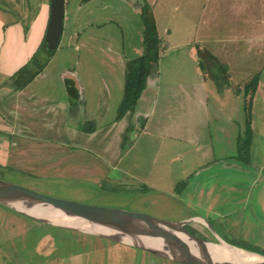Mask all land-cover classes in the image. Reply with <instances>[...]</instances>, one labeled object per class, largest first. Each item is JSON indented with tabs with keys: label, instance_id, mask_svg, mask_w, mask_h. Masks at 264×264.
Here are the masks:
<instances>
[{
	"label": "crops",
	"instance_id": "0c3cea01",
	"mask_svg": "<svg viewBox=\"0 0 264 264\" xmlns=\"http://www.w3.org/2000/svg\"><path fill=\"white\" fill-rule=\"evenodd\" d=\"M128 1L141 14V18L144 6L148 5L156 26V16H160L165 25L166 19L172 24L177 17L185 16V21L179 30L181 38L175 43H164L161 40L159 61L149 74L135 112L121 121L106 125L101 124L102 115L96 109L84 106V115L82 114V106H77L80 103V83L73 76L65 78L69 98H65V102H56L47 93H29L27 87L22 91L14 90L13 76L32 62L45 39L51 0H0V166L12 168L11 165H15V170L25 174H33V169H38L39 173H47L50 171L48 162L42 165L41 160L49 156H63L66 153L69 156L64 162H67L77 156H87V153L90 156L98 155L95 148H102V160L98 156L93 157L100 161L101 168H96L95 163L88 165L87 162L79 166L64 167L65 171L72 174L81 172L91 179L100 178L108 173L104 169L105 165L117 168L141 141L143 154H152V158L159 163V159L169 158L171 166H168L167 171L187 181L186 189L180 195L176 194L179 200L197 205L200 196L207 193L210 195L209 190H230L228 194L234 195L232 202L226 198L220 205L237 203L234 208L243 204L246 206L250 194L262 185L261 181L264 182V156L262 157L258 147L261 146L259 143L264 145V64L257 59L262 57V49L264 50V0ZM170 32L171 30H166V34ZM189 36L194 38L191 40ZM183 48H187L188 52L178 55L179 52L175 56L186 57L183 60L190 67V83L194 90L187 91L182 85H178L175 91H169L159 81L163 62L167 61L169 66H174L172 59H169L171 55H165V52L169 49L183 51ZM138 53L142 56V49ZM205 53L213 58L206 60ZM203 64L205 69L201 66ZM250 66L260 67L262 70L259 74L252 71L247 73L243 68L249 69ZM220 74L223 75L222 80L217 77ZM256 78L259 83L251 97L246 88ZM68 81L74 82L78 88V96L73 102L69 97ZM221 81L224 82L223 85ZM234 82L237 87L233 86ZM24 99L29 113L34 111L38 115L34 117L31 112L29 123L25 114L21 116L22 113L18 112L20 100ZM250 100L251 107L248 110ZM68 111L72 112V116H68ZM81 117L84 119L83 124L79 123ZM248 118L253 141L251 162L246 165L236 154L238 143L245 135ZM131 123L138 124L141 131L126 151L124 144L127 142L128 129L132 127ZM45 124L46 128L53 125L54 131L67 133L72 141H77V144L69 145L73 151L64 149L68 146L67 143L64 144L65 140L57 141L49 133L36 136L34 129H40ZM89 124L93 128L91 132L88 131ZM86 144L97 146L89 148ZM232 148L235 153L231 155ZM193 158L195 159L192 160ZM174 163H177V167L173 166ZM50 165V169H54V164ZM216 166L222 168L221 173L213 171ZM236 172L248 181L229 184V188L225 189L216 185L205 186L206 182L214 180L216 176ZM200 176L204 179L202 184L190 187L193 178ZM131 177L142 180L138 175ZM142 185L146 186L144 181ZM152 186L148 188L169 197L175 191H161L163 188ZM204 209L211 216L225 218L232 214H219L211 204Z\"/></svg>",
	"mask_w": 264,
	"mask_h": 264
},
{
	"label": "rangeland",
	"instance_id": "374dc122",
	"mask_svg": "<svg viewBox=\"0 0 264 264\" xmlns=\"http://www.w3.org/2000/svg\"><path fill=\"white\" fill-rule=\"evenodd\" d=\"M67 18L69 20L65 21ZM156 18L158 32L164 43H175L178 38H181L179 30L182 29L181 24L185 21V16L177 17L172 24L169 19H166V25L160 16H156ZM65 19L64 31L58 47L53 50L44 49L36 57L38 61H32L28 65V71L34 74L39 71L41 66H46L43 72L27 86L29 93L41 95L47 93L53 96L56 102H65V98H68L65 78L73 76L80 83V103H77V106L79 107L80 104L82 109L86 106L88 109L99 111L102 115L101 124L110 125L117 122L118 111L124 98L126 64L128 61L140 57L138 51L142 49L143 53L144 49L141 14L128 0H66ZM167 29L171 30L170 34H166ZM189 37L191 40L194 38V36ZM182 50L169 49L165 52V55H171L169 59H172L174 66L171 67L167 61H164L159 81L169 91H175L178 85H182L187 91L194 90L190 83V67L186 66L187 63L183 60L186 57L175 56L179 52L178 55L188 52L187 48ZM262 52V57L257 59H260V63L263 65V49ZM243 69L247 73L252 71L256 74L262 70L260 67L253 66ZM42 74L43 76H41ZM217 77L219 80L223 79L221 74ZM220 83L224 84L223 81ZM233 86L237 87V84L234 82ZM26 103L25 99L20 100L21 109L19 108L18 112L22 113L21 116L25 114V119L29 123L31 112L34 117L38 115L34 111L29 113ZM26 109L28 111L24 112ZM68 112V116H72V112ZM82 114L84 115V109ZM82 117L80 124L84 122ZM130 125L132 127L128 126L127 142L124 144L126 151L136 141L139 137L138 133L141 131L137 127L138 124L131 123ZM34 126L38 125L34 124ZM61 126H63L62 121ZM46 127L47 124L40 129H34L35 135L41 137L45 135L44 133H49L52 137L57 138V141L58 139L65 140L64 144L67 143L68 146L64 149L73 151L72 146L69 145L77 144V141H72L67 133L54 131L53 125ZM232 132L234 133V131ZM263 134L264 132H262ZM141 144L139 141L136 148L127 158L124 157L117 168H113V165L108 167L105 165L104 169L108 171L105 177L102 175L100 178L91 179L81 172L72 174L64 170V167L68 165L79 166L85 162L88 165L95 163L96 168H101L100 161L93 157L98 156V159L102 160L104 151L102 148H95L97 145L86 144L89 148H95L98 155L90 156L87 153V156H77L67 162H64L69 156L66 153L63 156H49L41 160L42 165L44 162H48L47 165L51 172L47 171V173H39L38 169L35 171L33 169L31 171L33 174H25L15 170V165H11L12 168L0 166V180L54 198L145 214L166 221L177 222L199 217L208 222L209 226L203 222L188 224L191 231H194L199 237L215 242L217 241L213 232L215 231L220 239L228 243H237L246 250L257 251L264 255L263 181H261L262 185L250 194L246 206L243 204L234 208L237 203L221 206V202L226 198L229 201L233 199L234 195L228 194L230 190H209L210 195L207 193L200 196L199 204L190 205L188 202L179 200L175 191L174 193L172 191V195L170 194L171 197H169L157 193L155 189L148 188V186L156 185L163 188L161 191L177 190L179 184L184 180L180 179L181 176L173 175L167 171L168 166H171L168 162L169 158H161L159 159L160 163L156 162L152 158V154L141 152ZM259 144L261 146L258 147L263 157L264 145ZM233 152L235 153L234 148L231 149V155ZM192 162L195 163L196 160ZM50 164H54V169H50ZM174 165L177 167V163ZM246 165L248 164L246 163ZM221 169L220 166H216L213 171L221 173ZM54 170H58V172ZM133 175L140 176L142 180L132 179ZM203 180L202 176L194 177L190 187L202 184ZM142 181L147 187L142 185ZM242 181H248L242 174L238 172L226 173L222 177L216 176L214 180L206 182L205 186L216 185V187L221 186L225 189V187L229 188V184H238ZM158 191H160L159 188ZM208 204L214 206V211L219 214L226 215L230 214L229 212L232 214L225 218L218 215L211 216V213L204 209ZM236 209L239 210L236 211ZM0 264L176 263L125 244L89 234L40 225L0 205Z\"/></svg>",
	"mask_w": 264,
	"mask_h": 264
},
{
	"label": "water",
	"instance_id": "95a60500",
	"mask_svg": "<svg viewBox=\"0 0 264 264\" xmlns=\"http://www.w3.org/2000/svg\"><path fill=\"white\" fill-rule=\"evenodd\" d=\"M65 6L66 0H51L45 34L49 49H56L63 35ZM68 84L78 93L74 82L68 81ZM0 205L35 222L125 244L176 264H264V255L234 246L220 239L215 231L217 241L212 242L187 228L192 222L209 226L201 218L166 221L145 214L54 198L1 180ZM64 218L86 224L66 223ZM142 240L155 242L161 247L146 246ZM235 253L253 260H236L228 256Z\"/></svg>",
	"mask_w": 264,
	"mask_h": 264
},
{
	"label": "trees",
	"instance_id": "16d2710c",
	"mask_svg": "<svg viewBox=\"0 0 264 264\" xmlns=\"http://www.w3.org/2000/svg\"><path fill=\"white\" fill-rule=\"evenodd\" d=\"M142 21L144 25V31H143L144 51L142 56L138 57L135 60H130L126 64L125 73H124L125 76L124 98L118 111V117H117L118 121L123 120L126 116L133 114L135 112L138 101L140 100L143 91L146 88L149 74L153 69V67L157 65L159 61L160 51L162 49V41L158 34L156 22L153 17V13L151 12V9L148 5L144 6L142 12ZM44 49L46 50L48 49L45 39L43 40L40 49L32 59L33 62L38 61L36 57H38L41 51H43ZM204 57L206 60L213 58L210 54L207 56L206 53L204 54ZM201 66L203 69L206 68L204 64ZM45 67H46L45 65L41 66L39 71L36 72L35 74L28 71L29 70L28 65L20 69L12 78L14 90L22 91L26 89V87L34 80V78L43 72ZM258 83H259V79L256 78L252 81L250 85L247 86L246 91H248L247 93L248 95L250 94L251 97L256 92ZM68 92L72 100L77 98L78 93L70 85H68ZM250 107H251V100L249 101L248 104V110ZM90 125L91 124L88 125V128H90ZM92 130H93L92 127L88 129L89 132H91ZM252 141H253V133L251 130V122L250 119L248 118L245 135L243 138L240 139L237 146L238 158L242 162H245L247 164L251 162ZM186 186H187V182L184 181L180 183L177 190H175V193L177 195H180L184 191ZM36 223L40 225L52 227L43 223H39V222ZM52 228H56V227H52ZM187 228L191 231L189 226ZM56 229H60V228H56ZM230 244L244 248L241 245H238L237 243H230Z\"/></svg>",
	"mask_w": 264,
	"mask_h": 264
},
{
	"label": "bare ground",
	"instance_id": "6f19581e",
	"mask_svg": "<svg viewBox=\"0 0 264 264\" xmlns=\"http://www.w3.org/2000/svg\"><path fill=\"white\" fill-rule=\"evenodd\" d=\"M63 222H66V223H73V224H78V225H82V226H84L86 223H83V222H77V221H74V220H71V219H67V218H64L63 219ZM88 225V224H87ZM142 244H144V245H146V246H151V247H158V248H160L161 246H160V244H157V243H155V242H148L147 240H142V242H141ZM156 249V248H155ZM226 252H227V250H225ZM231 252V251H230ZM234 253V252H233ZM233 253H231V254H233ZM229 257H231V258H233V259H236V260H253L251 257H249V256H243V255H241V254H238V253H235L234 254V256H232V255H228Z\"/></svg>",
	"mask_w": 264,
	"mask_h": 264
}]
</instances>
